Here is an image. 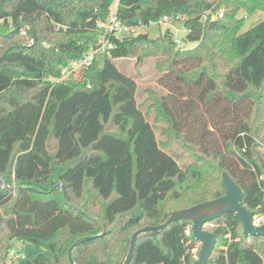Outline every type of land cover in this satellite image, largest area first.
<instances>
[{"label": "trees", "instance_id": "16d2710c", "mask_svg": "<svg viewBox=\"0 0 264 264\" xmlns=\"http://www.w3.org/2000/svg\"><path fill=\"white\" fill-rule=\"evenodd\" d=\"M113 2L0 0V177L17 188L0 185V264H8L17 242L50 255L20 256L14 264H71L69 249L83 237L96 238L74 250L75 264L123 263L137 231L224 196L223 172L242 188L245 207L264 213V21L242 33L247 17L264 13V0H121L125 24L182 19L197 47L181 48L171 30L156 39L111 36L102 69L95 62L80 79L56 83L97 45L98 23L109 19ZM127 58L138 66L157 58L159 71L205 83L203 101L220 119L204 122L192 140V100L151 93L145 112L137 82L115 65ZM180 63L193 65L177 70ZM160 123L166 143L156 135ZM175 145L188 154L185 168L167 153ZM83 213L101 221L106 234L99 237V225ZM213 223L208 231L217 246L208 264H264V236L245 238L234 214ZM189 227L182 220L157 237L141 236L130 264H194L199 244Z\"/></svg>", "mask_w": 264, "mask_h": 264}, {"label": "rangeland", "instance_id": "374dc122", "mask_svg": "<svg viewBox=\"0 0 264 264\" xmlns=\"http://www.w3.org/2000/svg\"><path fill=\"white\" fill-rule=\"evenodd\" d=\"M264 21V13L259 12L254 16L247 17L245 20L242 33L251 30L253 27ZM167 30H171L175 37L180 40V47L185 50H191L197 47V43L190 42L187 40V30L184 27V21L182 19L172 20L166 24L159 25L157 23L151 24L149 26L139 25L137 26V32L139 34H147L150 38L156 39L163 35ZM120 35L119 37H123ZM106 56L98 55L96 58V66L98 69H102L105 64ZM159 59L157 58H147L143 63L138 66L135 58L118 59L115 60V65L120 72L128 77L135 79L137 82V103L143 105L144 111L149 110L150 103L152 102V95L157 94L162 97H166L172 94L180 101L192 100L195 104V108L191 110L189 117L187 118L186 129L191 132L194 128L195 133L192 140H197L194 137L198 132L199 126L204 122L213 124L220 119L215 111L208 110V104L204 103V94H202L205 83L201 87L195 85L187 84L183 80H179L175 73L161 72L158 70ZM193 63H180L177 70H185L190 68ZM81 74V73H80ZM77 75V79H80L81 75ZM75 79V78H74ZM186 111V110H185ZM151 112V111H150ZM180 112L179 119L182 118L183 110ZM178 114V113H177ZM155 114L151 113L149 115L150 123L154 124ZM166 125L160 123L156 128V135L160 143L167 142V136L161 133L162 129H165ZM191 130V131H190ZM199 134V133H198ZM167 153L172 156L179 164L181 168H185L189 165L190 159H188V154L184 153L183 149L178 146H172L168 149ZM16 252V256L29 257L31 259L36 258L39 255H50V252L42 247H38L29 242H17L12 248ZM11 253H8L7 263L14 264L16 258L11 257Z\"/></svg>", "mask_w": 264, "mask_h": 264}, {"label": "water", "instance_id": "95a60500", "mask_svg": "<svg viewBox=\"0 0 264 264\" xmlns=\"http://www.w3.org/2000/svg\"><path fill=\"white\" fill-rule=\"evenodd\" d=\"M140 21V18H135L131 20L132 25H137ZM29 26V25H28ZM261 165L264 169V159H260ZM222 180L226 187V193L224 196L219 197L212 201L203 202L197 204L191 208L174 211L168 214H165L161 223L157 226L146 227L137 231L128 241L127 244V256L123 263L120 264H130L133 259L134 247L139 240V238L143 235L157 237L168 225L182 221L189 220L191 221V231L193 239L200 244L201 248L199 251L198 259L194 264H208L212 254L215 252L217 246V236L204 229V225L210 222H214L226 214H234L235 217L242 223L243 225V236L245 238L250 237H263L264 236V225L255 226L254 225V217L255 212L249 210L245 207L243 203L244 192L242 188L234 181V179L227 173L223 172ZM0 185L6 190L16 191L17 188H10L5 183H3L0 177ZM59 188L62 189L64 195L66 196L68 202L71 206H74L69 200L64 185H59ZM26 189V188H22ZM90 220L96 222L102 233L99 237L104 236L106 234L105 225L99 221L94 216L89 213H83ZM96 237H83L77 240L69 249V258L71 264H75L72 258V254L74 250L81 244L86 241H90L95 239Z\"/></svg>", "mask_w": 264, "mask_h": 264}, {"label": "built area", "instance_id": "2783aa9c", "mask_svg": "<svg viewBox=\"0 0 264 264\" xmlns=\"http://www.w3.org/2000/svg\"><path fill=\"white\" fill-rule=\"evenodd\" d=\"M121 0H114L111 8L109 19L106 22H99L98 29L102 31V37L97 43V45L91 48L83 58L74 61L69 67H66L62 70L61 76L55 81L56 83H64L73 76H77L81 73L83 69H86L92 66L96 62L98 55L110 56V50L113 48L111 43V36L119 37L120 35L124 36H137V26L127 25L118 17L119 5ZM218 18L223 17V13L217 15ZM169 21H172L170 17H164L157 22V24L162 25L166 24ZM175 42L180 45V40L175 37ZM260 180H264V176L260 177ZM254 225L261 226L264 225V213H255ZM215 224L213 222L207 223L204 225V229L208 230L214 228ZM192 233L191 227L187 229V234ZM199 244V243H198ZM200 244L195 249V252L200 251ZM11 257L18 259L20 256H16V252L12 250L10 252ZM198 259V256H195Z\"/></svg>", "mask_w": 264, "mask_h": 264}]
</instances>
